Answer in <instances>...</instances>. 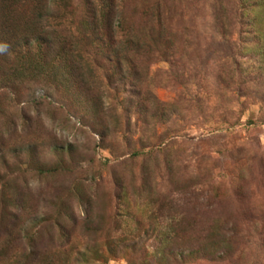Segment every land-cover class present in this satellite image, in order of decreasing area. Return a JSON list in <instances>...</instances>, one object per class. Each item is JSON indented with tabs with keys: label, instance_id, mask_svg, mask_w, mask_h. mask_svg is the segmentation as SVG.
I'll list each match as a JSON object with an SVG mask.
<instances>
[{
	"label": "rangeland",
	"instance_id": "374dc122",
	"mask_svg": "<svg viewBox=\"0 0 264 264\" xmlns=\"http://www.w3.org/2000/svg\"><path fill=\"white\" fill-rule=\"evenodd\" d=\"M0 44V264H264V0H0Z\"/></svg>",
	"mask_w": 264,
	"mask_h": 264
},
{
	"label": "clouds",
	"instance_id": "9594fccd",
	"mask_svg": "<svg viewBox=\"0 0 264 264\" xmlns=\"http://www.w3.org/2000/svg\"><path fill=\"white\" fill-rule=\"evenodd\" d=\"M8 49V45L7 44H0V54L6 52Z\"/></svg>",
	"mask_w": 264,
	"mask_h": 264
},
{
	"label": "trees",
	"instance_id": "16d2710c",
	"mask_svg": "<svg viewBox=\"0 0 264 264\" xmlns=\"http://www.w3.org/2000/svg\"><path fill=\"white\" fill-rule=\"evenodd\" d=\"M132 37L131 36H129V39H131Z\"/></svg>",
	"mask_w": 264,
	"mask_h": 264
}]
</instances>
